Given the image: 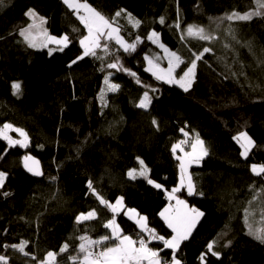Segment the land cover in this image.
Returning a JSON list of instances; mask_svg holds the SVG:
<instances>
[{
  "label": "trees",
  "instance_id": "obj_1",
  "mask_svg": "<svg viewBox=\"0 0 264 264\" xmlns=\"http://www.w3.org/2000/svg\"><path fill=\"white\" fill-rule=\"evenodd\" d=\"M87 1L119 26L135 51L103 36L95 55L83 56L80 41L87 28L63 0L0 3V128L12 123L29 137L27 147L0 138V171L7 173L0 189V255L11 264H41L55 252V264H73L70 257H83L80 237L111 236L104 225L115 219L123 234L144 235L168 264L174 255L181 264H203V253L207 264H264V243L249 234L264 229V176L251 171L252 165H264V8L258 0ZM30 9L35 16L26 15ZM233 13L260 14L227 19ZM189 26L213 39L186 35ZM153 30L185 61L179 74L193 53L211 49L197 61L188 91L148 70L147 56L161 52L148 39ZM37 31L65 34L69 44L63 51L55 44L31 47L25 36ZM106 80L119 87L105 92ZM14 82L21 83L20 95H14ZM145 92L150 105L141 108ZM243 131L257 145L247 158L234 139ZM185 132L190 143L195 136L203 139L207 150L190 168L196 192L203 194L189 196L185 187L177 195L204 215L174 251L151 239L125 209L114 213L101 198L123 197L125 207L147 216L156 236L169 238L173 231L160 213L179 182L180 160L172 148ZM25 156L39 160L42 175L24 167ZM140 159L149 169L147 178L131 179L128 172H139ZM90 211L93 219L77 221ZM24 241L29 255L12 247ZM213 241L219 257L208 252ZM117 242L95 244L93 251ZM65 243L69 247L61 253Z\"/></svg>",
  "mask_w": 264,
  "mask_h": 264
},
{
  "label": "snow or ice",
  "instance_id": "obj_2",
  "mask_svg": "<svg viewBox=\"0 0 264 264\" xmlns=\"http://www.w3.org/2000/svg\"><path fill=\"white\" fill-rule=\"evenodd\" d=\"M2 2L3 0H0V3ZM63 2L68 6V8L73 9L75 11L81 22L85 25L88 30V35L80 41V44L83 47V56H87L89 54L95 55L94 49L100 47V38L102 36H107L109 39H112L114 34L116 42L122 45L124 51H135V44L126 43L123 38L119 36V29L112 26V21L106 18L101 12L97 11L94 7L89 5L86 0L83 3L81 2V0H63ZM258 3L260 7L264 8V0H258ZM81 9L84 10V12L86 13L85 15H80ZM123 11L125 10L121 9L120 11L116 12L115 16H120L121 12ZM259 14L260 13H245L243 15H240L237 13H233L231 16H228L227 19L231 20L233 18H236L239 20H249L251 19L252 15ZM26 15L35 16L36 14L34 10L30 9L29 12L26 13ZM128 16L130 19L132 18L130 13L128 14ZM161 23H163V18H161ZM136 24L138 25L139 21H136ZM107 29H110V31H106ZM187 31L189 36L196 37L200 40L213 39V37L206 34L202 28H195V26H189ZM21 35H25V31H21ZM153 37H156L158 39V34L153 32L148 37V39L153 40ZM25 38L29 39L27 36H25ZM48 41L57 45H62V47L59 48V51H63V48L68 46L69 38L67 35L63 36L60 39H57L56 37H48ZM153 42L155 43L156 40H153ZM29 46L36 47L37 45L29 39ZM159 46L164 49L165 53H167L168 67L165 69L160 68L159 65H156V71H154L153 74L159 80H164L169 84H179V86L182 87L185 91H188L195 76L197 61L202 58L204 53L210 52L211 49L205 47L200 53H193V58L188 62L186 70H183V74L180 76L179 79H177L174 76V73L176 69L180 67L181 64L185 63V61L182 59L181 56L177 55L176 52L170 51L163 44H160ZM52 51H54V49H49V55L52 54ZM83 56L77 57V59L73 60L71 64H75L77 60L82 59ZM151 63V60H149V64ZM71 64L69 65V67L71 66ZM116 66V64L108 65L109 68H115ZM148 70L152 71L153 69L150 67ZM132 75L135 74L133 73ZM137 82L139 83V81ZM105 83H108V81L106 80ZM118 87L119 85H110V90L115 91ZM12 88L14 90V95L21 94V83L14 82L12 84ZM149 103L150 98L148 96V93L145 92L144 98L140 101L139 107L147 108L149 106ZM153 123H155V121H153ZM8 129H12V125L6 124L3 128H0V138L7 140L9 146L20 145L21 147H27L28 134L23 129H14V131L18 132L20 136L23 137L22 140H15L9 137L7 134ZM185 135H187V133H185ZM234 139H236L237 142L240 143V146L243 149L241 155L245 158L248 157L249 152L252 151L253 148L257 147L256 142L252 139V137L248 135L247 132L240 133L239 136L234 137ZM198 145L200 146L199 155H197ZM178 148L183 151L180 144H176L172 148L173 153H175ZM206 155L207 151L203 148V141L197 138L196 142L192 144V153L184 154L185 157H188L187 160L180 156L176 157L178 160L181 161L180 186L173 188L168 194L170 200L176 201V210L171 216L167 215V213L169 212L168 208H166L163 212L160 213L161 217L166 220L168 227L172 229L173 233H175V235H173L171 239H165L162 236H156L155 230L149 229L146 225L147 217L140 216L139 219L136 221V223L140 226L143 231L149 233L151 239H159L163 241V244L166 248L172 249L174 251L178 250L180 248L181 243L189 238L192 233V230L199 222L200 217L204 215V213L201 212L199 209H196L194 207L189 208L187 202L183 199H180L176 195V193L180 192L182 188L186 187L187 194L189 196L195 194H203L202 192H196V186L193 183L192 177L190 174H188L187 170L191 163H198L199 159L202 156ZM23 160L24 167L29 172L36 176L42 175V172L39 170V162L36 161L33 157L25 156ZM29 161H31V164L29 163ZM140 165L141 170L139 172H137V169L135 168L129 170L128 176L131 179H136L137 175L147 178V173L149 169H147V166L144 165L143 160H140ZM251 171L257 176H264V165H252ZM6 177L7 173L0 171V189L4 187ZM148 183L154 184L156 188L162 187V185L156 184L150 179L148 180ZM88 186L89 188L92 187L91 181H89ZM4 195L7 196L9 195V193L5 192ZM122 200L123 198H120L116 201L115 204H110L109 202L104 201L101 198V203L105 204L114 213H116L119 212L122 208ZM129 211L135 213L134 209H130ZM95 216V211H90L87 214H81L80 216H78L77 221L79 222L91 220ZM104 226L106 228L111 229V236H103L99 241L91 240L88 237H80L82 241H85V243H81L79 245V250L81 253H83V257L82 259H80L79 257H70V259L73 261V264H77L78 259L80 260V264H143L144 261H148V264H161V260L159 259V253L149 248L144 238H138L134 240L129 235H123L119 226L116 224L115 219L110 220ZM249 234L254 235L255 239L259 240L261 243H264V229H261L256 233H253L250 230ZM110 239L118 242L114 243L111 246H105L100 251H93V245L109 241ZM27 243V241H24L19 245H12V247L24 253V255H29V253L24 251V246ZM215 243V241L209 243L207 245V249L212 256L219 257V253L213 251V246ZM68 247V244L65 243L61 247L60 252L63 253L67 251ZM207 254L208 253H203L200 256V259L203 264H207V261L205 259ZM56 256L57 253L49 252L47 254V258L41 261V264H55ZM8 259V257L0 255V264H8ZM165 264H167V262H165ZM173 264H181V261L179 259H176L175 255L173 256Z\"/></svg>",
  "mask_w": 264,
  "mask_h": 264
},
{
  "label": "rangeland",
  "instance_id": "obj_3",
  "mask_svg": "<svg viewBox=\"0 0 264 264\" xmlns=\"http://www.w3.org/2000/svg\"><path fill=\"white\" fill-rule=\"evenodd\" d=\"M81 2L83 3V2H85V0H81ZM86 2L89 4V5H91L92 7H94L89 1H87L86 0ZM95 8V7H94ZM97 11H99L97 8H95ZM100 12V11H99ZM86 13L84 12V10L83 9H81L80 10V15H85ZM103 14V13H102ZM104 15V14H103ZM105 16V15H104ZM106 17V16H105ZM106 18H108V17H106ZM132 20H133V22H134V24L135 25H137L136 24V21H138L136 18H134V17H132ZM111 21V20H110ZM112 26L113 27H115V28H118L119 29V36L120 37H122L123 38V36L121 35V33H120V28H119V26L117 25V24H115V23H113L112 22ZM195 28H200V27H195ZM188 30V29H187ZM204 30V29H203ZM106 31H110V29H107ZM153 32H155V33H157L156 31H151L150 33H149V36L153 33ZM204 32L206 33V34H208L205 30H204ZM158 34V33H157ZM88 35V30H87V33H86V35H84L82 38H81V40L85 37V36H87ZM186 35H188V31H186ZM209 35V34H208ZM63 36H65V34H63V35H56V34H51V33H48V32H44V33H38V31H37V33H31V32H29V33H27V37L33 42V43H35L36 45H48V44H55V43H52V42H49L48 41V37H56L57 39H60V38H62ZM189 36V35H188ZM103 37V36H102ZM101 37V38H102ZM101 38H100V42H101ZM113 38L115 39V34L113 35ZM29 39H27V41L29 42ZM116 40V39H115ZM123 40L126 42V43H128L124 38H123ZM153 40H156V44H158V45H160V44H163L162 42H161V40H160V36H159V34H158V39L156 38V37H153ZM69 44V43H68ZM55 45H57V44H55ZM121 45V44H120ZM164 45V44H163ZM59 46H62V45H59ZM122 46V45H121ZM167 49H169L166 45H164ZM96 49V48H95ZM94 49V50H95ZM170 51H173V50H171V49H169ZM175 52V51H174ZM178 55V54H177ZM149 60H151V64H149ZM156 65H159V67L160 68H167L168 67V57H167V53H165V51H164V49L163 48H161V52L160 53H158L157 55H155V56H147V68L149 69L150 67L153 69L151 72L153 73L154 71H156ZM178 69L179 68H177L176 69V71H175V73H174V76L177 78V79H179L180 78V76L183 74V73H181V74H179L178 73ZM195 74H196V69H195ZM194 78H195V76H194ZM193 81H194V79H193ZM193 83V82H192ZM110 85H113L112 84V82H110V81H108V83H107V88H106V90H105V92L106 91H108L109 89H110ZM115 85H118V84H116L115 83ZM177 85H179V84H177ZM192 85V84H191ZM143 98H144V96H143ZM142 98V99H143ZM141 99V100H142ZM149 105H150V103H149ZM149 107V106H148ZM147 107V108H148ZM6 124H10V125H12V129H8L7 130V134H8V136L9 137H11L12 139H15V140H22L23 139V137L22 136H20V134L18 133V132H16V131H14V129H16V128H19V129H22V128H20V127H18V126H15L14 124H12V123H6ZM5 124V125H6ZM4 127V126H3ZM2 127V128H3ZM243 132H246V131H243ZM185 133H187V135H185V139L184 140H186V139H188V138H190V136H191V134L189 133V132H185ZM242 133V132H241ZM240 134V133H239ZM239 134L237 135V136H239ZM249 135V134H248ZM250 136V135H249ZM251 137V136H250ZM197 138H199V137H197V136H195V137H193V139H192V143H190V146L189 147H187V146H185V145H182L181 144V140L180 141H178L176 144H180V146H181V148L183 149V151H181L179 148L176 150V152H175V154L177 155V156H180V157H183L185 160H187L188 159V157H185L184 156V154L185 153H192V144H194L195 142H196V140H197ZM199 140H201V141H203V139H201V138H199ZM28 143H29V137H28ZM175 144V145H176ZM203 148L204 149H206V147H205V144H204V141H203ZM199 150H200V146L198 145L197 146V155H199ZM207 151V150H206ZM205 156H202L200 159H199V162L197 163V162H193V163H191L190 165H189V167H188V174H190L191 175V172H190V168H191V166L192 165H195V164H200L201 163V161H202V159L204 158ZM140 160H142V159H140ZM180 163H181V161H180ZM144 165H146L145 164V162H144ZM147 166V165H146ZM147 169H148V167H147ZM141 170V169H140ZM139 170V171H140ZM138 171V170H137ZM149 172V171H148ZM180 176H181V170L179 169V182H178V185L177 186H175L174 188H176V187H179L180 186ZM192 177V176H191ZM193 180V179H192ZM152 181H154L156 184H159L158 182H156L155 180H152ZM194 183V182H193ZM169 192H171V190H169L168 191V194H169ZM176 195H177V193H176ZM178 196V195H177ZM168 197H169V195H168ZM179 197V196H178ZM120 198H123V197H119L118 199H120ZM180 199H183V200H185L186 202H187V205H188V207L189 208H193V206H191L189 203H188V201L186 200V199H184V198H181V197H179ZM117 199V200H118ZM116 200V201H117ZM116 201H114V202H109L110 204H115L116 203ZM125 207V204H124V199L122 200V208L120 209V211L121 210H123V208ZM166 208H168L169 209V212L167 213V215H169V216H171L174 212H175V210H176V201L175 200H170L169 199V202L167 203V205L163 208V210L161 211V212H163ZM194 208H196V209H199L201 212H203L200 208H197V207H194ZM119 211V212H120ZM82 214H87V213H82ZM141 216H144V217H147L146 215H144V214H141ZM164 219V218H163ZM200 219H201V217H200ZM200 219H199V221H200ZM165 220V219H164ZM116 221V220H115ZM166 221V220H165ZM118 222L116 221V224H117ZM167 223V222H166ZM198 224V223H197ZM196 224V225H197ZM146 225H147V227H148V219H147V221H146ZM196 227V226H195ZM193 231V230H192ZM129 235V234H128ZM173 235H175V233H173L169 238H167V239H171V237L173 236ZM129 236H131L134 240L136 239L134 236H132V235H129ZM147 246L149 247V248H151V249H153L154 251H155V249L154 248H152L149 244H147ZM176 259H178L177 257H176Z\"/></svg>",
  "mask_w": 264,
  "mask_h": 264
},
{
  "label": "crops",
  "instance_id": "obj_4",
  "mask_svg": "<svg viewBox=\"0 0 264 264\" xmlns=\"http://www.w3.org/2000/svg\"><path fill=\"white\" fill-rule=\"evenodd\" d=\"M123 209H125V214L130 218L132 219L133 221H137L139 219V217L141 216V213L136 209V208H133V207H124ZM130 209H134L135 210V213L133 212H130L129 210ZM138 214V215H137ZM117 225L119 226L120 230H121V233L123 234V231H122V227L120 226L119 223H117ZM123 235H128V234H123ZM156 251V250H155ZM82 259V258H81ZM159 259L161 260V258L159 257ZM161 263H162V260H161ZM144 264H148V261H144ZM171 264H173V260L171 261Z\"/></svg>",
  "mask_w": 264,
  "mask_h": 264
},
{
  "label": "built area",
  "instance_id": "obj_5",
  "mask_svg": "<svg viewBox=\"0 0 264 264\" xmlns=\"http://www.w3.org/2000/svg\"><path fill=\"white\" fill-rule=\"evenodd\" d=\"M181 144H182V145H185V146H187V147H189V146H190V141H189V139L182 140V141H181ZM138 238H144V239L146 240L147 244H148V240L146 239V237H145L144 235H140V236H138L136 239H138ZM8 264H11V263L8 262ZM161 264H165V262H162ZM167 264H168V263H167Z\"/></svg>",
  "mask_w": 264,
  "mask_h": 264
},
{
  "label": "water",
  "instance_id": "obj_6",
  "mask_svg": "<svg viewBox=\"0 0 264 264\" xmlns=\"http://www.w3.org/2000/svg\"><path fill=\"white\" fill-rule=\"evenodd\" d=\"M31 157H33L36 161L39 162V160L36 157H34V156H31ZM29 163L31 164V161H29ZM39 170L42 172V168H41L40 162H39Z\"/></svg>",
  "mask_w": 264,
  "mask_h": 264
}]
</instances>
